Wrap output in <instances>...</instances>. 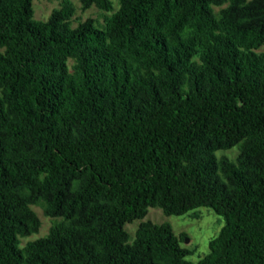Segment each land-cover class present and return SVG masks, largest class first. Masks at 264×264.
<instances>
[{
  "label": "trees",
  "instance_id": "16d2710c",
  "mask_svg": "<svg viewBox=\"0 0 264 264\" xmlns=\"http://www.w3.org/2000/svg\"><path fill=\"white\" fill-rule=\"evenodd\" d=\"M32 1L0 0V264H264V0H79L109 15L76 27ZM200 207L224 225L196 263L125 230Z\"/></svg>",
  "mask_w": 264,
  "mask_h": 264
},
{
  "label": "rangeland",
  "instance_id": "374dc122",
  "mask_svg": "<svg viewBox=\"0 0 264 264\" xmlns=\"http://www.w3.org/2000/svg\"><path fill=\"white\" fill-rule=\"evenodd\" d=\"M64 0H33V18L35 20H47L53 9L60 7ZM75 8V14L72 17V27H76L80 22L90 18L98 24H104V18L109 13L96 8L95 6L87 10H82L79 0H70ZM114 9L118 8V0H110ZM250 1V0H247ZM218 11L219 8H214ZM264 47L258 52H262ZM72 61H69L71 64ZM238 154L237 147L229 150H219L215 153L217 158L227 157L231 161H235ZM32 210L40 220L39 231L31 236L20 238V246L23 247L27 242L39 239L48 234L53 219L46 217L40 206L33 205ZM149 221L152 224L160 225L168 223L171 225L174 234L185 237L180 242L181 248L187 251L185 259L189 262L196 263L209 253V242L218 235L224 225L223 219L215 214L210 208L200 207L181 216H165L158 208H148L146 216L141 220H134L132 223L125 225V230L134 237L135 231L140 222Z\"/></svg>",
  "mask_w": 264,
  "mask_h": 264
}]
</instances>
